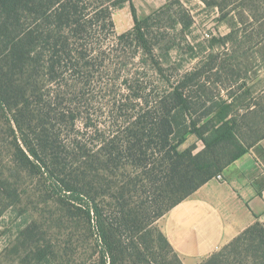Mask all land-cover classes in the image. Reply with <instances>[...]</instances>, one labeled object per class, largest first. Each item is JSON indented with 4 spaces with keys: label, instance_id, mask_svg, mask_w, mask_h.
<instances>
[{
    "label": "trees",
    "instance_id": "16d2710c",
    "mask_svg": "<svg viewBox=\"0 0 264 264\" xmlns=\"http://www.w3.org/2000/svg\"><path fill=\"white\" fill-rule=\"evenodd\" d=\"M188 1L0 0V261L183 264L156 223L264 140V0H198L200 39ZM201 264H264V224Z\"/></svg>",
    "mask_w": 264,
    "mask_h": 264
},
{
    "label": "crops",
    "instance_id": "0c3cea01",
    "mask_svg": "<svg viewBox=\"0 0 264 264\" xmlns=\"http://www.w3.org/2000/svg\"><path fill=\"white\" fill-rule=\"evenodd\" d=\"M264 224V140L164 218L183 264H201L256 220Z\"/></svg>",
    "mask_w": 264,
    "mask_h": 264
},
{
    "label": "rangeland",
    "instance_id": "374dc122",
    "mask_svg": "<svg viewBox=\"0 0 264 264\" xmlns=\"http://www.w3.org/2000/svg\"><path fill=\"white\" fill-rule=\"evenodd\" d=\"M133 4L137 9L138 16L140 18H144L146 16H149L150 14H152L154 11L158 10L162 6H164L165 0H133ZM187 6L190 9H193V12L196 16L197 23H196V26L194 27V30H193V36L195 38L200 39V38H202V36L205 35V33L215 32V29H217V28H218L217 32L220 33L222 36H226L227 34L230 33V29L228 28L226 23H222V24L218 25L214 21V19L217 17V13L212 12V11H209V12L203 11L204 7L202 6V4L198 0H189ZM114 21L116 24L117 32L119 34H123L127 31L131 30L134 27V20H133V16L131 13V6L129 4H127L125 6V8L117 11L116 14L114 15ZM252 55H254V54H252ZM195 63L196 62H194L193 64H195ZM247 78H248L250 84L255 87V90H258V88L260 86V81L264 80V72L262 74L261 73L257 74L256 71L250 72L248 74ZM214 94H216V93H214ZM223 94H226V93L224 92ZM196 143H197V147H198L196 152L198 153L204 149V146L201 142H197V139L195 137L189 138L187 143L185 145H183L182 148L186 149V148H188L191 145L196 144ZM165 216L156 223V226L158 227V229L161 232H163V224H164ZM3 232H4V229L1 228V225H0V252L5 248V246L9 242V239L7 238V236L2 235ZM225 246H223L219 251H217L214 254L221 253L223 251V249L225 248ZM171 255H169V256L173 258V256H171ZM0 264H19V261H18V259L13 260L12 258L5 259V257H4V258H2V261H0Z\"/></svg>",
    "mask_w": 264,
    "mask_h": 264
},
{
    "label": "built area",
    "instance_id": "2783aa9c",
    "mask_svg": "<svg viewBox=\"0 0 264 264\" xmlns=\"http://www.w3.org/2000/svg\"><path fill=\"white\" fill-rule=\"evenodd\" d=\"M217 178H218V179H221V176H218Z\"/></svg>",
    "mask_w": 264,
    "mask_h": 264
}]
</instances>
